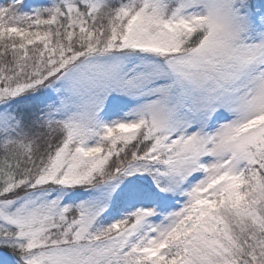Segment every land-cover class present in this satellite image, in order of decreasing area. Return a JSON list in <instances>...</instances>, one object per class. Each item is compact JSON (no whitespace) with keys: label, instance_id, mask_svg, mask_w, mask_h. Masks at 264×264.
I'll list each match as a JSON object with an SVG mask.
<instances>
[{"label":"snow or ice","instance_id":"6c2138e0","mask_svg":"<svg viewBox=\"0 0 264 264\" xmlns=\"http://www.w3.org/2000/svg\"><path fill=\"white\" fill-rule=\"evenodd\" d=\"M0 264H264V0H0Z\"/></svg>","mask_w":264,"mask_h":264}]
</instances>
